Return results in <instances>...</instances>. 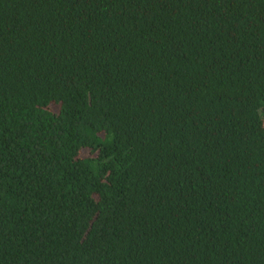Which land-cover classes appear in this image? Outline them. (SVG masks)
<instances>
[{"label":"trees","instance_id":"16d2710c","mask_svg":"<svg viewBox=\"0 0 264 264\" xmlns=\"http://www.w3.org/2000/svg\"><path fill=\"white\" fill-rule=\"evenodd\" d=\"M0 264H264V0H0Z\"/></svg>","mask_w":264,"mask_h":264}]
</instances>
